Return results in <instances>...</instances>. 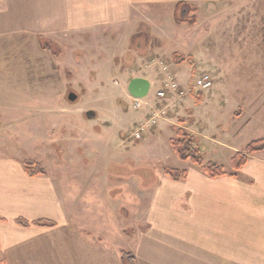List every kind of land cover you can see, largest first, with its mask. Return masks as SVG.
Instances as JSON below:
<instances>
[{
    "label": "rangeland",
    "instance_id": "1",
    "mask_svg": "<svg viewBox=\"0 0 264 264\" xmlns=\"http://www.w3.org/2000/svg\"><path fill=\"white\" fill-rule=\"evenodd\" d=\"M259 7L247 14L220 5L221 14L195 15L194 24L176 22L165 8L150 24L61 35L53 40L59 51L45 49L31 30L0 33V158L39 162L80 218L100 227L112 245L131 249L132 234L146 228L143 192L164 167L190 164L171 147L177 130L199 133L204 161L226 169L237 151L264 137ZM205 74L211 87H194ZM137 76L152 88L136 108L128 84ZM172 80L188 86L186 96L136 140L137 124L165 101L156 91Z\"/></svg>",
    "mask_w": 264,
    "mask_h": 264
},
{
    "label": "crops",
    "instance_id": "2",
    "mask_svg": "<svg viewBox=\"0 0 264 264\" xmlns=\"http://www.w3.org/2000/svg\"><path fill=\"white\" fill-rule=\"evenodd\" d=\"M179 2L197 6L198 20L229 6L247 14L264 6V0H2L0 33L31 30L55 41L95 36L160 20ZM187 170L183 180L163 171L143 192L146 228L132 234L136 240L127 249L136 264H264V150L250 155L235 175L211 178L192 163ZM58 182L47 171L30 176L17 160L0 158V263L123 264L121 248L77 215ZM40 219L56 224L33 223Z\"/></svg>",
    "mask_w": 264,
    "mask_h": 264
},
{
    "label": "trees",
    "instance_id": "3",
    "mask_svg": "<svg viewBox=\"0 0 264 264\" xmlns=\"http://www.w3.org/2000/svg\"><path fill=\"white\" fill-rule=\"evenodd\" d=\"M197 10V6L188 2H179L174 8V18L178 23L194 24L196 17L194 12ZM41 40L45 43L43 47L48 50H52L56 47L59 51V46L55 44L53 40H50L44 36H41ZM58 48V49H57ZM202 136L199 133H194L190 130H177L176 138L170 140L171 147L176 155L181 160H187L192 164L200 166L202 171L211 178L224 176L226 174L235 175L239 172L242 166L247 162L250 155L264 150V137L249 142L241 151H237L231 158V166L226 169L223 164L214 161H204L203 155L200 151V143ZM24 169L30 176H36L45 174L46 170L42 165L35 160H25ZM164 173L173 180H183L188 177L187 169L164 167ZM17 222L23 226L30 224L29 221L19 218ZM39 226H54L56 224L53 220L40 219L33 222ZM121 260L123 264H136L135 254L127 249H121ZM1 264V263H0Z\"/></svg>",
    "mask_w": 264,
    "mask_h": 264
},
{
    "label": "built area",
    "instance_id": "4",
    "mask_svg": "<svg viewBox=\"0 0 264 264\" xmlns=\"http://www.w3.org/2000/svg\"><path fill=\"white\" fill-rule=\"evenodd\" d=\"M211 85L212 81L209 74L197 77L194 82V87H199L201 89H208ZM187 92L188 86L178 80H172L162 88L158 89L155 95L157 98L165 100L164 103L160 106H155L151 115L137 124V127L133 132V137L136 140H141L147 130L158 124V122L166 116L170 106L173 107L184 99ZM171 95L173 97L170 99ZM167 99H170V101L167 102L166 105ZM141 102V99H133V106L136 108L140 107L142 104Z\"/></svg>",
    "mask_w": 264,
    "mask_h": 264
},
{
    "label": "water",
    "instance_id": "5",
    "mask_svg": "<svg viewBox=\"0 0 264 264\" xmlns=\"http://www.w3.org/2000/svg\"><path fill=\"white\" fill-rule=\"evenodd\" d=\"M152 88V83L149 79L145 77H132L128 84V91L131 96L135 98H145L149 95ZM69 100L74 101L77 98V94L74 92L69 93ZM87 116L94 117L95 113L92 111L87 112Z\"/></svg>",
    "mask_w": 264,
    "mask_h": 264
},
{
    "label": "flooded vegetation",
    "instance_id": "6",
    "mask_svg": "<svg viewBox=\"0 0 264 264\" xmlns=\"http://www.w3.org/2000/svg\"><path fill=\"white\" fill-rule=\"evenodd\" d=\"M131 96V95H130ZM132 97V96H131Z\"/></svg>",
    "mask_w": 264,
    "mask_h": 264
}]
</instances>
